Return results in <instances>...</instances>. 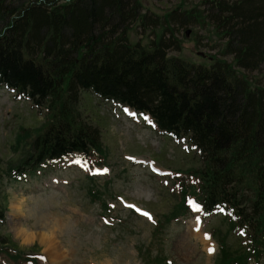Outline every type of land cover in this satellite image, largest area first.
<instances>
[{"label":"trees","instance_id":"obj_1","mask_svg":"<svg viewBox=\"0 0 264 264\" xmlns=\"http://www.w3.org/2000/svg\"><path fill=\"white\" fill-rule=\"evenodd\" d=\"M141 1L0 0V85L49 117L17 172L74 152L100 153L99 131L77 109L89 91L150 114L167 136L186 138L203 166L182 195L190 189L207 212L231 210L256 243L264 234V87L247 73L264 68V0H199L161 17L144 12ZM171 26H209L224 42L220 58L198 65L169 57L174 44L180 49ZM134 27L160 35L130 44ZM0 245L21 258L6 237ZM249 255L228 254L221 242L217 264H246Z\"/></svg>","mask_w":264,"mask_h":264},{"label":"rangeland","instance_id":"obj_2","mask_svg":"<svg viewBox=\"0 0 264 264\" xmlns=\"http://www.w3.org/2000/svg\"><path fill=\"white\" fill-rule=\"evenodd\" d=\"M198 1L141 2L144 12L161 17L179 6L189 10ZM170 29L180 49L176 51L174 44L169 57L198 65L213 56L220 58L224 42L209 26ZM159 35V28L145 31L134 27L127 33L130 44L142 45ZM247 75L264 87V68ZM77 109L82 120L100 133L99 149L104 158L92 157L100 166L72 157L14 181L9 178L10 168L26 157L33 137L45 128L49 117L46 109L37 110L0 87V210L4 211L0 238L9 239L22 259L36 254L39 264H214L218 240L225 243L228 254L245 249L250 231L231 230L222 211L202 219L196 208L171 221L179 215L180 206L173 176L180 173L178 180H186L184 174L203 166L187 141L164 139L167 137L150 125L148 117L125 111L89 91L81 93ZM17 201L22 202L21 213L10 217V206ZM126 205L148 215L137 216ZM19 229L30 235L17 234ZM47 231L54 240L51 244L40 235ZM1 249L0 264H13ZM251 264H264V253Z\"/></svg>","mask_w":264,"mask_h":264},{"label":"bare ground","instance_id":"obj_3","mask_svg":"<svg viewBox=\"0 0 264 264\" xmlns=\"http://www.w3.org/2000/svg\"><path fill=\"white\" fill-rule=\"evenodd\" d=\"M17 204L16 205H12V206H10V208H11V215H10V217H12V216H17L18 214H20L21 213V207H20V204L22 205V202H16ZM20 218V217H19ZM195 231H196V228L194 229ZM194 231V232H195ZM48 232V231H47ZM49 233V234H48ZM48 233H42V234H40L41 235V237H42V239H46V243H53L54 242V240H53V238H52V236H50V232H48ZM17 234H21V235H25V236H29L30 234H27L26 233V230L25 229H19V232L17 231ZM47 235V236H46ZM34 236V235H33ZM35 237V236H34ZM43 241V240H42Z\"/></svg>","mask_w":264,"mask_h":264},{"label":"snow or ice","instance_id":"obj_4","mask_svg":"<svg viewBox=\"0 0 264 264\" xmlns=\"http://www.w3.org/2000/svg\"><path fill=\"white\" fill-rule=\"evenodd\" d=\"M125 111H127V110H125ZM145 216H147L148 214L147 213H143Z\"/></svg>","mask_w":264,"mask_h":264}]
</instances>
